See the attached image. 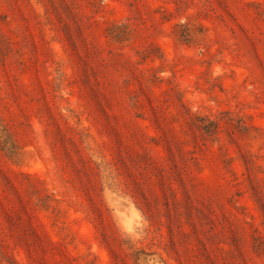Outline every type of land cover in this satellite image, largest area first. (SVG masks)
<instances>
[{
  "label": "rangeland",
  "instance_id": "1",
  "mask_svg": "<svg viewBox=\"0 0 264 264\" xmlns=\"http://www.w3.org/2000/svg\"><path fill=\"white\" fill-rule=\"evenodd\" d=\"M0 264H264V0H0Z\"/></svg>",
  "mask_w": 264,
  "mask_h": 264
}]
</instances>
